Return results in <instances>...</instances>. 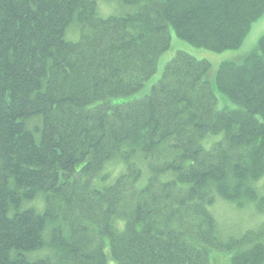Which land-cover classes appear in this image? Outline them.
Returning <instances> with one entry per match:
<instances>
[{"label":"trees","instance_id":"16d2710c","mask_svg":"<svg viewBox=\"0 0 264 264\" xmlns=\"http://www.w3.org/2000/svg\"><path fill=\"white\" fill-rule=\"evenodd\" d=\"M120 2L134 10L101 18L96 0H0V264H209L233 250L230 264H264V222L223 234L210 210L264 212V35L216 69L235 109H216L209 62L184 52L147 96L110 103L156 73L169 28L235 50L264 0ZM106 165L121 169L94 186Z\"/></svg>","mask_w":264,"mask_h":264},{"label":"rangeland","instance_id":"374dc122","mask_svg":"<svg viewBox=\"0 0 264 264\" xmlns=\"http://www.w3.org/2000/svg\"><path fill=\"white\" fill-rule=\"evenodd\" d=\"M96 9L97 15L101 18H107L110 16H119L132 12L134 8L127 7L122 5L120 0H114L107 2L106 0H96ZM170 36V47L163 53L157 62L156 73L144 83L143 87L135 94L125 97L113 99L110 101L111 104H121L128 103L134 100L142 99L150 93V90L153 85L157 83L160 79L164 66L169 62L177 52H184L198 60H204L209 62L211 69L208 73V81L210 83L213 94L216 97V109H235L236 106L231 103L225 96L219 94L214 86V76L217 67L227 61L240 62L245 56L257 50L258 41L264 35V13L251 24L249 32L245 37L242 45L235 50H226L223 52H212L203 48H195L189 45L187 42L178 39L171 28L168 29ZM78 39V25L76 22H72L71 25L67 28L64 40L75 42ZM42 119L40 116L33 117L29 122L27 127L30 130H33L36 126H41ZM36 137L38 134L35 133ZM220 135L214 136L215 139H218ZM109 165V164H108ZM106 165L104 167L103 174H108L110 171L111 176L103 181L99 178L96 181L94 186L102 187L107 186L113 181V174L120 171V166L109 167ZM256 187L264 193V177L261 178L256 184ZM35 205L40 212L42 210V201L39 198L36 199ZM211 213L217 220V223L223 232V234H233L237 235L243 233L247 230H254L261 223L264 222V212L257 213L255 208L252 205H243L236 206L228 203L225 200L217 198L215 204L210 208ZM238 236V235H237ZM105 252H108V245H105ZM234 250L230 252H220L213 251L210 254L209 264H230L231 258L234 255ZM107 264H115L113 261L109 260L107 254Z\"/></svg>","mask_w":264,"mask_h":264}]
</instances>
